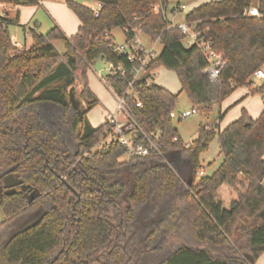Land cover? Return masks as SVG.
<instances>
[{
    "label": "trees",
    "instance_id": "trees-1",
    "mask_svg": "<svg viewBox=\"0 0 264 264\" xmlns=\"http://www.w3.org/2000/svg\"><path fill=\"white\" fill-rule=\"evenodd\" d=\"M94 1L99 17L66 1L80 21L75 36L30 29L29 49L12 42L9 27L18 19L0 15V264H255L264 255V111L253 120L244 110L224 131L220 114L187 144L173 124L179 95L150 81L160 67L176 72L193 109L207 115L239 88L264 99V79L253 82L264 68V20L246 15L251 7L264 12V0L212 1L187 14L186 23L227 62L216 82L203 50L187 47L166 18L179 0ZM118 28L128 42L136 31L162 46L131 89L134 64L115 52L111 36ZM100 59L126 70L104 81L146 134L159 136L160 154L129 158L118 142L98 148L111 125L95 128L87 117L100 104L87 72ZM72 88L84 104L82 121ZM215 139L224 160L201 177V156ZM10 174L29 188L8 190Z\"/></svg>",
    "mask_w": 264,
    "mask_h": 264
},
{
    "label": "crops",
    "instance_id": "crops-1",
    "mask_svg": "<svg viewBox=\"0 0 264 264\" xmlns=\"http://www.w3.org/2000/svg\"><path fill=\"white\" fill-rule=\"evenodd\" d=\"M66 1L67 0H40L39 4L36 6H8L0 4V15L7 13L10 19H18L17 24L10 26L14 29L13 35L9 27L10 36L12 37V41L18 44V48L21 46L23 49H29L34 43L32 36L29 34L30 29H35L39 33L46 34L54 27H58L67 38H71L77 34L80 28V21L74 12L68 8ZM196 8L198 7L196 6ZM155 45L151 46L154 47ZM100 79L107 91L99 84L95 86L89 82L90 89L100 101L99 106L87 114L90 123L95 128L104 125L109 116L113 115L117 110L115 94L104 79L102 77ZM163 88L177 95L170 87L165 86ZM108 92L114 99V103L111 101ZM244 110L248 112L253 120H257L264 111L263 97L261 95L252 94L251 89L248 87L237 89L224 102L214 105L213 111L217 113V118L220 114L223 115V119L220 122V130L224 131L230 124L240 119ZM188 111L189 110H186L184 112ZM255 264H264V255H262Z\"/></svg>",
    "mask_w": 264,
    "mask_h": 264
},
{
    "label": "built area",
    "instance_id": "built-area-1",
    "mask_svg": "<svg viewBox=\"0 0 264 264\" xmlns=\"http://www.w3.org/2000/svg\"><path fill=\"white\" fill-rule=\"evenodd\" d=\"M185 5L175 6L173 8V13H178L184 10ZM102 5L98 3L97 8L93 9L95 17H99ZM158 10V9H157ZM246 15L264 20V12H261L258 7H251L246 11ZM182 33L187 37L185 44L187 47L193 45L198 46L205 53V57L209 62L208 75L212 82H216L222 71L227 66V62L223 59L221 55L216 53L212 48L211 44L204 41L201 38V34L197 32L193 25L185 23L178 26ZM127 34H130V31L127 30ZM141 34L135 31V35L125 41L123 45H116L115 52L120 55H125L131 64H134V67L131 69L130 73L133 76V79L129 83V88L131 89L134 83L141 79L143 76L147 75V70L149 64L157 57L154 47H146L142 43ZM107 38L110 37L109 33L105 35ZM127 39V38H126ZM15 46L18 44L15 41H12ZM108 73L109 74H121L125 75L127 72L123 66L115 65L113 63H108ZM154 75V72L151 74ZM255 78L264 79V69H260L256 72ZM117 100V111L110 115L106 123L111 125V131L107 135L106 139L98 146L99 149L110 146L113 142H118L121 146L126 149L127 157H146L151 153L160 154L159 147L157 146L156 140L159 136L150 137L146 132L141 128L137 123L131 113L126 109V103L124 99L118 98ZM141 106V104H138ZM123 115L124 120H120L119 116ZM198 114L196 109L191 111L184 112L181 115V119H187L192 115ZM145 141V143L142 142ZM199 175L204 176V171H201Z\"/></svg>",
    "mask_w": 264,
    "mask_h": 264
},
{
    "label": "rangeland",
    "instance_id": "rangeland-1",
    "mask_svg": "<svg viewBox=\"0 0 264 264\" xmlns=\"http://www.w3.org/2000/svg\"><path fill=\"white\" fill-rule=\"evenodd\" d=\"M74 1L84 4L85 6H89L92 9L97 8V2L94 0H74ZM210 1H221V0H179V1L172 2L170 7L165 13L166 18L173 26H176V27L180 26L186 23L187 14L191 12L192 10H194L196 6L199 7L200 5H203ZM178 3L185 5L186 8L178 13H173L172 10L175 6H177ZM157 9L159 8H156V10ZM10 28H11L10 29L11 34L13 35L14 29L12 27ZM140 36L142 39V43L146 47H152L147 37H144L142 35ZM112 38H113V42L116 45L118 46L123 45L126 41L125 31L120 28L115 29L112 32ZM53 44L55 48L61 54L65 53L64 52L65 45L62 42H54ZM19 48L23 49V47L21 46ZM154 49H155L156 55L160 54L162 50L161 44L157 43L154 46ZM108 67H109L108 62L106 60L100 59L94 66L90 67L87 72L89 82L95 86L99 84L100 86L103 87L105 91H107L106 87L103 85L100 78L102 77L103 79H106V77L109 74ZM150 82L158 86H161V87H165V86L170 87L174 92L177 93V95H179L176 109L173 115V124L175 128L178 130L179 135L181 136L182 140L185 143L189 144L197 138L198 131L201 125L211 124L217 119V113L214 111H212L209 115L203 112H198V114L192 115L191 117L187 119H184V120L181 119L182 113H184V111L186 110L191 111L193 109V105L187 93L182 92L181 83L179 81V78L176 72L167 70L164 67H160L156 69L153 75V79ZM253 82L255 86H260L263 83V79L254 78ZM109 96L111 98V101L114 103V99L112 98V96L110 94ZM76 97L77 99H79L78 95H76ZM82 106L84 107V104H82ZM119 118L120 120H124L122 114L119 116ZM223 160H224L223 153L219 146L218 140L215 139L210 145L208 151L201 156V165L204 169L203 170L204 176L213 175L217 171V169L220 167ZM262 217H264V213L262 214ZM4 220H5L4 214L2 210L0 209V224ZM18 228L19 226L17 227V229Z\"/></svg>",
    "mask_w": 264,
    "mask_h": 264
},
{
    "label": "water",
    "instance_id": "water-1",
    "mask_svg": "<svg viewBox=\"0 0 264 264\" xmlns=\"http://www.w3.org/2000/svg\"><path fill=\"white\" fill-rule=\"evenodd\" d=\"M70 102L73 106V108L78 112L80 121L83 120V106L79 99L76 97L75 88H72L70 90ZM4 185L8 190L15 189L17 187H21L22 190H26L29 187L23 185V181L20 179H17L13 174L7 175L4 178ZM38 191H34L30 195L29 201L32 202L35 199V196L37 195Z\"/></svg>",
    "mask_w": 264,
    "mask_h": 264
}]
</instances>
